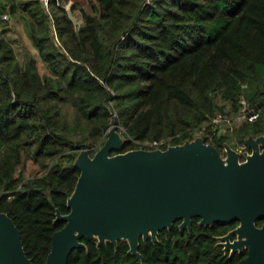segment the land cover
Segmentation results:
<instances>
[{"label": "trees", "instance_id": "obj_1", "mask_svg": "<svg viewBox=\"0 0 264 264\" xmlns=\"http://www.w3.org/2000/svg\"><path fill=\"white\" fill-rule=\"evenodd\" d=\"M60 1L48 0L46 11L39 0H0V17L25 14V33L48 69L40 74L31 56L18 63L0 30V213L34 264H44L52 233L64 225L55 212H69L74 159L81 146L91 156L102 145L111 110L124 136L113 154L147 139L193 140L222 110L214 95L236 112L244 84L260 115L235 130L237 143L264 129V0H86L78 17L70 6L75 24ZM28 161L38 171L24 178ZM198 221L180 229L176 220L154 241L139 238L141 259L126 241L82 237L66 264H236L245 256L224 253L217 240L236 221Z\"/></svg>", "mask_w": 264, "mask_h": 264}, {"label": "water", "instance_id": "obj_2", "mask_svg": "<svg viewBox=\"0 0 264 264\" xmlns=\"http://www.w3.org/2000/svg\"><path fill=\"white\" fill-rule=\"evenodd\" d=\"M69 20L76 19L66 9ZM117 123L103 144L90 156L81 146L73 165L79 170L66 200L67 214L55 212L64 225L51 235L44 264H66L70 252L82 247L80 238L97 244L127 239L129 252H137L138 239L156 240L157 233L180 220L190 229L191 218L199 225L237 222L217 238L224 253L245 250L236 264H264V129L248 136L250 153L223 145L225 156L201 138L163 150H120L123 141ZM233 236H236L232 238ZM0 264H34L26 256L12 220L0 213Z\"/></svg>", "mask_w": 264, "mask_h": 264}, {"label": "rangeland", "instance_id": "obj_3", "mask_svg": "<svg viewBox=\"0 0 264 264\" xmlns=\"http://www.w3.org/2000/svg\"><path fill=\"white\" fill-rule=\"evenodd\" d=\"M59 3L63 6V8L65 10L70 9V6L73 5L75 7L73 14L76 15L77 17L79 15L80 9H84V10L88 9L86 0H61ZM4 15H6L7 17L6 18L0 17L1 35L3 38H5L11 44L13 51H14L16 61L18 63L22 64L24 62V60L27 58V56H31V57L35 58L37 61L38 72L40 74L47 73L48 69H47L46 65L38 58L35 49L31 45V43H30V41H29V39L25 33L24 25H23L24 24L23 23L24 18H26L24 16L25 14L22 13L21 11H16L15 14H13L11 16H9L8 14H4ZM50 24H51V22H50ZM247 92H249V89L244 84L242 86V94L243 93L246 94ZM242 94H240V96H239V100L237 101V106L240 105V102H242V101L246 102L247 101L244 99ZM214 100H215L216 104L222 108V110L218 111L217 113H224V114L230 115V113H232L234 111V110H232L233 108L230 107V103L228 101L223 100L221 98L220 94H215ZM256 110H257L258 116H259L260 110L258 109V107H256ZM243 123H245V121H235L231 128H229L227 125H225L223 123L217 124V126H214V128H212V126H211L210 129L198 128L193 133V136H194L193 140L195 138L203 139L205 136H207V134H209V132L211 130H214L216 132L214 139H217V137H219V138H221L219 143H221L222 145H228L230 148L235 149L240 144L237 143L234 132ZM112 125H113V121L109 124V127H108L107 131L105 132V137L103 139V142L106 139V134ZM117 131L120 134V131L118 128H117ZM120 137L122 140H124L123 135L120 134ZM150 141L151 140H149V139L144 140V142H150ZM161 141H166V140L161 139ZM103 142H102V144H103ZM83 146L85 147V145H83ZM80 150H81V148H80ZM36 170L38 171V168L36 165H34L30 161L26 162L25 168L23 171L24 178H27L31 175H34ZM234 237H236V236H233L232 238H234ZM118 241H126L127 242V239H120V240H117V242Z\"/></svg>", "mask_w": 264, "mask_h": 264}, {"label": "built area", "instance_id": "obj_4", "mask_svg": "<svg viewBox=\"0 0 264 264\" xmlns=\"http://www.w3.org/2000/svg\"><path fill=\"white\" fill-rule=\"evenodd\" d=\"M42 4V6L46 9L47 11V7H48V0H39ZM6 15L1 16V18H6ZM115 117H116V113L114 111L111 110L110 113V117H109V122L111 123L116 122L115 121ZM258 118V112L256 110V105L250 102H240V105L237 109L236 112H232L230 113V115L228 114H224V113H217L211 120V125L213 126H217V124H225L227 125L229 128H231L234 124L235 121H245V122H253ZM117 127L120 131V134L122 135L123 130L122 128H120V126L117 124ZM216 135V132L214 130H211L209 132V134H207V136H205L202 140L204 143L212 145L214 143V136ZM165 145V148L168 146H172L170 144H165L164 141H157V140H152L150 142H143L142 144L139 145L138 148L136 149H146V150H154V149H159V150H163L161 148V146ZM164 148V149H165ZM237 153H239V160L243 161L244 158L242 157V153L246 152V153H250V150L247 148V146L243 143L240 144L239 146H237L234 149ZM221 157L224 158L225 156V151H224V147L222 145L221 150L219 151Z\"/></svg>", "mask_w": 264, "mask_h": 264}, {"label": "crops", "instance_id": "obj_5", "mask_svg": "<svg viewBox=\"0 0 264 264\" xmlns=\"http://www.w3.org/2000/svg\"><path fill=\"white\" fill-rule=\"evenodd\" d=\"M36 51V50H35ZM36 54H37V52H36ZM37 56H38V54H37ZM38 58H39V56H38ZM40 59V58H39ZM36 63H37V61H36ZM47 67V66H46Z\"/></svg>", "mask_w": 264, "mask_h": 264}, {"label": "flooded vegetation", "instance_id": "obj_6", "mask_svg": "<svg viewBox=\"0 0 264 264\" xmlns=\"http://www.w3.org/2000/svg\"><path fill=\"white\" fill-rule=\"evenodd\" d=\"M243 251H241L240 253H242Z\"/></svg>", "mask_w": 264, "mask_h": 264}]
</instances>
